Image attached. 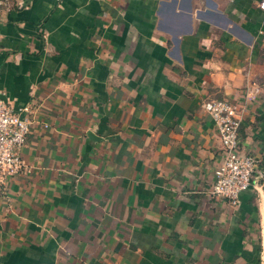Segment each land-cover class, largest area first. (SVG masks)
I'll return each instance as SVG.
<instances>
[{"label": "crops", "instance_id": "obj_1", "mask_svg": "<svg viewBox=\"0 0 264 264\" xmlns=\"http://www.w3.org/2000/svg\"><path fill=\"white\" fill-rule=\"evenodd\" d=\"M263 0H0V90L39 104L0 196V264H263V197L210 196L204 104L246 102L264 173Z\"/></svg>", "mask_w": 264, "mask_h": 264}, {"label": "built area", "instance_id": "obj_2", "mask_svg": "<svg viewBox=\"0 0 264 264\" xmlns=\"http://www.w3.org/2000/svg\"><path fill=\"white\" fill-rule=\"evenodd\" d=\"M259 7L264 11V0ZM259 92L256 84L251 85L246 91L247 103L240 106L225 100L204 104L219 135L224 157L215 170V183L209 194L216 199H225L233 206L238 204L240 194L249 189L263 197L264 173L260 160L242 151L240 134L245 107ZM38 111L37 103L14 110L0 90V196H7L9 181L26 170L21 153L32 125L36 123Z\"/></svg>", "mask_w": 264, "mask_h": 264}]
</instances>
